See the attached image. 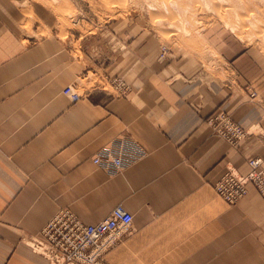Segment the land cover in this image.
I'll use <instances>...</instances> for the list:
<instances>
[{
    "label": "crops",
    "instance_id": "crops-1",
    "mask_svg": "<svg viewBox=\"0 0 264 264\" xmlns=\"http://www.w3.org/2000/svg\"><path fill=\"white\" fill-rule=\"evenodd\" d=\"M29 7L35 13L32 0H0V264H49L28 241L61 210L92 225L117 206L132 215V232L106 264H264L257 190L248 185L231 206L213 189L228 169L246 174L249 158L264 159L260 51L219 38V78L200 55L163 59L156 38L123 42L110 65L93 64L28 30ZM68 85L77 102L62 94ZM217 110L246 131L238 146L207 124ZM119 139L144 155L119 170L95 165Z\"/></svg>",
    "mask_w": 264,
    "mask_h": 264
},
{
    "label": "rangeland",
    "instance_id": "rangeland-1",
    "mask_svg": "<svg viewBox=\"0 0 264 264\" xmlns=\"http://www.w3.org/2000/svg\"><path fill=\"white\" fill-rule=\"evenodd\" d=\"M105 1L109 4H105L104 0H32L35 13L32 12L31 7H29V10L25 11L24 26L30 31L35 30L36 33L34 35L36 37L54 39L56 41L65 42L73 48H77L80 51L77 50V54L80 57L87 56L93 64L110 65L114 57L116 58L120 52L123 42H145L154 38L159 41L162 47L161 56L163 59L166 58L165 60H167V55L169 53H173L175 56L182 54L184 57H187L189 53L200 55L201 64L205 69V73L211 78L221 77L220 73H218L221 71L219 66L220 57L214 48L219 38L234 39L242 43L244 47H256L258 51H260V54L264 56V13L257 11L251 13L247 12L248 15L247 13L240 12V14H242L241 17L246 19L245 23L233 31L225 24L227 20L231 19L232 21V19H234L233 15L230 16L228 15L230 13L226 12L228 14L221 17L215 10H207L202 3L197 10L192 13H187L185 16H183L182 13L174 11L175 13L168 17V20L176 22L175 25H179L180 23L178 22L183 19L185 26H188H186L187 29L178 32L175 28H173V30L167 28V26L165 27L163 23H161L163 24L162 27L161 24L158 25L155 23V18L151 17L147 8L138 0H134L135 2L133 1L135 4H133L132 1L128 3L125 1V5L128 4L129 7L124 5V1L122 3L118 0H116V3L114 2L115 0ZM112 2L115 4L113 5ZM227 2L228 0H224V4ZM110 3H112L111 6H109ZM258 6L261 5L259 4ZM204 9L206 10L205 12H203ZM247 16H249L248 19ZM196 28L197 30H195ZM198 30L199 32L196 33ZM80 47H82V49ZM208 63L210 65H208ZM88 76L92 77V74L88 73ZM115 82L119 84L120 89L123 88L124 84H122V79L115 78ZM68 86H73L74 91L79 93L74 85ZM218 112L225 113L222 110H217L212 113L206 119L208 125L210 124L209 121L214 118ZM225 114L228 116L227 113ZM235 123L244 132V137L237 144L233 145L238 146L245 138L246 131L239 123ZM210 127L212 128V126ZM255 158L260 157H252L249 159ZM230 171L239 175H246L249 172L248 170L246 174H241L235 169L227 170L228 173H231ZM227 172L223 175H226ZM223 175L217 182L222 179ZM217 182L213 185L214 191H216L215 186ZM254 188L256 189L255 186ZM257 192L264 202V197L258 190ZM246 195L244 197H246ZM236 203L231 204V206ZM131 228L132 226L112 243L113 245L99 258V262L106 264L105 255L107 252L120 243L124 237H128L132 232ZM31 243H33V240L28 241L29 247L32 246Z\"/></svg>",
    "mask_w": 264,
    "mask_h": 264
},
{
    "label": "built area",
    "instance_id": "built-area-1",
    "mask_svg": "<svg viewBox=\"0 0 264 264\" xmlns=\"http://www.w3.org/2000/svg\"><path fill=\"white\" fill-rule=\"evenodd\" d=\"M62 94L72 102L81 99L73 86L65 87ZM209 122L213 132L231 145L244 137L241 128L223 112H218ZM127 141L119 139L104 145L93 163L115 170L135 163L144 152L137 143ZM247 164L249 172L246 175L227 172L215 186L216 194L230 205L246 195L249 184L264 197V160L249 159ZM132 221V215L121 206L115 207L103 221L92 225L82 223L69 210H61L42 230L41 235L48 246V251L44 252L53 264H103L99 258L129 230Z\"/></svg>",
    "mask_w": 264,
    "mask_h": 264
},
{
    "label": "bare ground",
    "instance_id": "bare-ground-1",
    "mask_svg": "<svg viewBox=\"0 0 264 264\" xmlns=\"http://www.w3.org/2000/svg\"><path fill=\"white\" fill-rule=\"evenodd\" d=\"M118 1L120 3H122L124 1V5H125V1L127 3L129 1H132V3H133L134 0H118ZM138 1L140 3H142L144 7L147 8V10L149 11L151 17L155 18L154 19L155 23H157L158 25L161 24V23H163L165 25V27L167 26V28H171V29L175 28L178 32L187 29L186 28L187 25L185 26L184 20L183 19L181 21L179 20L180 22H178V23H180V24L179 25H175L176 22H174L172 20H168L169 19L168 17L170 15H172L173 13H175V12L182 13L183 16H185V15H187V13H189V12L192 13L193 11L197 10V8L200 7L202 3L204 4V6L206 7L207 10H210V11L211 10H215L218 13V15L221 16V17H224V15H226L228 13H230V14H228L230 16L233 15L234 19H232V21H231L230 18H227V19H230V20H227L225 22L226 26L229 27L233 31H235L236 29H238L239 27H241L245 23V20L246 19H244L243 17H241L242 14H240V12H244V13H247V12L249 13L250 12L251 13V12H256L257 11V12L264 13V0H228V2L225 3V4H224V0H138ZM95 2H97V1H95ZM104 2H105V4H107V2L105 0H104ZM114 2L116 3V0ZM114 2H112L113 5L115 4ZM97 3H99V2H97ZM112 3H110L109 6H111ZM133 4H135V3H133ZM259 4L261 6H258ZM125 6L129 7L128 4L125 5ZM104 8H106V7H104ZM125 9H126V7H125ZM205 11L206 10L204 9L203 12H205ZM226 12H228V13H226ZM230 16H228V17H230ZM233 17H231V18H233ZM248 18H249V16H247V19ZM196 21H198V20H196ZM163 24H161V27L163 26ZM196 27H198V26H196ZM191 30H193V29H191ZM195 30H197V28ZM199 30H201V29H199ZM199 30L196 33H198ZM204 48H208V47H204ZM208 65H210V64L208 63ZM247 166H248V164H247ZM249 185H251V184H249ZM44 240L45 239L43 238V236L34 238L33 243H31L32 246L30 248H33V251H35V253H39L46 260H48L49 264H53L50 261V259L47 257L48 254H46L44 252V251H48V246L46 245L47 243ZM39 244H42V245L40 246Z\"/></svg>",
    "mask_w": 264,
    "mask_h": 264
}]
</instances>
